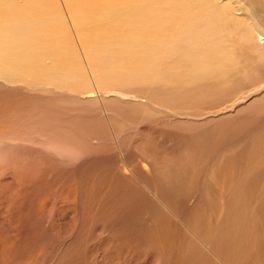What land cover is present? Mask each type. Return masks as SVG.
Here are the masks:
<instances>
[{"label":"bare ground","instance_id":"bare-ground-1","mask_svg":"<svg viewBox=\"0 0 264 264\" xmlns=\"http://www.w3.org/2000/svg\"><path fill=\"white\" fill-rule=\"evenodd\" d=\"M114 1L117 0H108ZM123 1L127 0H120ZM219 1L150 0L146 8L138 9L139 15L118 18L114 26L86 24L92 34L90 40L82 39L72 28L74 34L69 35L73 34L83 55L80 67L77 65L80 74L72 69L73 60L63 48L60 30L47 22L50 12L42 9L47 4L45 0L29 1L40 6L36 9L0 4V87L22 85L0 91V139L17 135L22 141L18 142L20 149L24 138L36 133L59 150L76 153L72 159L61 161L49 150L42 152L39 163L36 161L43 180L51 179L53 171L61 168L73 172L61 190L57 206L61 212L69 213L76 207L81 227L68 241H62V236L51 246L32 244L31 253L27 254L30 263L43 255V264H87V237L83 231L87 234L101 227L110 230L115 243L117 240L120 244L136 245L144 255L138 263L134 257L137 254L133 259L124 254L125 246L117 250L107 239L99 243L107 264H264V77L260 74L264 58L250 72L234 71L241 64L236 54L243 52L245 59H251L253 54L264 51V35L239 0L224 4ZM141 36L151 37L154 46L142 42ZM45 51L50 53L46 64L39 61ZM169 57H176L180 81L178 92L171 96L173 105L195 104L202 98L218 101L221 93L227 91L216 83L185 91L183 82L185 77L193 82L189 64L196 58L201 63H213L214 79L227 78L234 117L228 119L224 128L217 125L211 132L157 128L160 143L164 142L157 148L171 150L170 157L146 149L153 138L149 132L153 129H149L144 148L136 151L139 160L134 159L131 165L127 153L121 151L124 157L115 155V147L120 150L123 146L118 139L126 132L121 121L128 117H134V121L139 115L121 109L116 118L106 107L107 99L92 90L110 85L121 97L129 91L121 88L128 85L122 81L157 80L159 74L151 64H173L167 60ZM83 66L88 68V80L84 78ZM194 69L200 70L198 66ZM78 79L83 81V88ZM45 80L67 82L53 91H37L35 88ZM89 80H98L104 86L86 90ZM74 104L106 111L84 118V107L79 109ZM13 121L18 126L11 128ZM13 128L23 130L10 133ZM31 129L36 130L32 133ZM99 135L103 137L94 145L92 141ZM104 138L112 146L102 156L99 147L105 148L101 146ZM231 142L235 144L228 146L233 148L229 153H234V157L208 160L215 153H223L222 148ZM143 164L152 167L151 178L145 176ZM78 176L82 177L81 192L77 203H73L76 189L80 188L75 185ZM10 181L2 183L11 193L14 183ZM4 186L0 187V198L5 195ZM37 203L39 209L45 206L44 202ZM12 249L0 234V264H27L22 259L10 263Z\"/></svg>","mask_w":264,"mask_h":264},{"label":"rangeland","instance_id":"rangeland-1","mask_svg":"<svg viewBox=\"0 0 264 264\" xmlns=\"http://www.w3.org/2000/svg\"><path fill=\"white\" fill-rule=\"evenodd\" d=\"M29 1L32 2L36 0H0V4H5L6 6L8 5V7L30 6L34 7V9L40 8V6H36L32 3L29 4ZM45 1L47 2V4L43 3L45 6L43 5L42 9L47 8V11L50 12L48 15H46L50 19L47 22L51 21L50 23L53 25V27L60 30L59 32L62 37L61 41L63 43V48L64 50H66V52H68L67 54L70 56L71 60H73L74 64L72 63V69L76 74H80V70L78 67H80V59L83 55L81 54L79 47L76 45L77 41L75 42V40H73V30H75L79 34V36L82 37V39L90 40V36L92 34L90 35V33L87 31V25H90L89 23H95L97 27H102L107 23H112L110 25L114 26V23H116V20L118 18H127L131 16L132 13H136L139 15L140 11L138 9L146 8L150 2V0H140L139 2L133 0H127L123 2H120V0L114 2H108V0ZM220 1L222 4L226 2L231 3L230 0ZM239 1L242 5H245V8H248L252 15L256 28L262 30V33L264 35V0H255L252 3L248 2L247 0ZM254 11H256V14H254ZM34 28L36 29L37 27L34 26ZM69 32H72L73 34H71L70 36ZM110 36L113 37L116 36V34H112ZM150 39L151 37L149 36H141L140 38L142 42L147 41L148 46L149 44L151 46H154ZM79 40L81 42V39ZM90 43L91 42H89V44ZM86 47L90 50L88 44L86 45ZM26 48L27 47H24V50H26ZM41 53L42 58L39 61L46 64L48 62L47 58H49L48 54L50 53H46V51ZM53 56H55L56 58V55ZM251 57V59H245L243 57V52H241V54H236V58L241 64L240 67H238L234 71H252L259 63L258 60H263L264 51H261L259 54H253ZM175 58L176 57L167 58V60L169 61H174L173 64L167 62L151 64L154 72H157L159 74L157 80L148 81L146 83H140L139 79H127L125 81H122L128 83V85L121 88L129 91L124 94H120L121 97H119L115 93L114 88L110 85L109 88L106 89L92 90L93 94L98 93L107 99L106 107L108 110H110V112L113 113L116 118L117 113H119V110L121 109L131 112L133 115H139V118L134 121H132L134 117H128L125 120L121 121V124H125L126 132L121 133L118 139L122 140L123 146L120 148V150L115 147V155L117 157H124L125 154L121 153V151L127 153L129 156V161L130 159H132V161L129 162V164L131 165L134 164V159L139 160V155L136 154V151L144 148V143L146 142L145 136L147 134V130L149 129H153L149 131L150 133H152L153 138L149 140L146 149L152 151L153 153H165L166 155L168 154V157H170V154H172V152H170L171 150L167 149L166 147L157 148L159 144H164V142L160 143L158 137L159 135L161 136V134L159 132V129L156 130L157 128H170L179 130L181 132H183L182 129L189 131L202 129V131L204 132H211L215 130V127L217 125H221L224 128L230 121L228 119L234 117L232 110V100H230L231 91L227 83V78L225 77L224 79H214L212 77L215 70L213 63H201L198 62L196 58H193L192 64H189L190 68H192L191 77L193 82L185 77V81L183 82V84H185L187 88L185 91L190 92L199 86L214 83L222 85V87L219 88H225L227 89V91L221 93L222 98L218 101L203 100L202 98L198 103L195 104L173 105L171 96L172 94H176L178 92V82H180L178 81V67L176 65ZM194 66H198L200 70L194 69ZM83 70L84 78H86L87 80L90 79L88 68L86 66H83ZM172 72L176 73V76L173 75ZM260 74H263L264 77V66H261ZM116 78L113 79V82L115 84H118V82L115 80ZM81 81L82 80L78 79L79 85H81V88H83L85 85L83 84V81ZM89 81L90 82L86 90L104 86V83H101L98 80ZM236 81L237 80L232 83V87L233 84L236 83ZM66 82V80H45L43 82V85L38 86L35 89L37 91H53L55 88L64 86ZM0 83L3 84L1 80ZM20 84H22V82H20ZM70 85H72L71 82L68 84V86L70 87ZM21 86L22 85L18 86L14 84H4V86L0 87V91L18 89L21 88ZM211 89L213 92V87ZM25 90L31 92V89ZM78 92L82 91L78 89ZM211 93L207 95H211ZM72 106H76L79 109L84 107L85 110L82 113V115L86 116L84 118H87V116L96 117L99 112L106 111L105 109L100 107L97 111H94L88 106L81 104H74ZM139 111H142V114H139ZM70 114L72 115L74 113L71 112ZM97 119L100 120V118ZM15 125L18 126V124L13 121L11 122L10 127L12 128ZM26 127L27 126H25V128ZM25 128L24 132L26 131ZM21 130L23 129L13 128L10 133L13 132L19 134V131ZM34 130L31 129V132L33 133ZM16 136L17 135L9 134L0 139V179H4V181L3 179L0 180V187L4 186L7 179H9V181L12 179L10 182L14 183V187L12 188L11 193L10 190H8L6 186H4L5 195L4 197L2 196L0 198V234L3 235L6 243L11 245V247L13 248L12 250L14 252V256L13 258H11L10 263L14 262V259H17L18 261L22 259V262L32 264L28 261L27 258V254L31 253L29 251L32 248V244H41L44 247L51 246L59 242L62 236L64 237L62 241L65 239H67L68 241L75 234V232L78 231V229L80 230L81 227L79 225L76 207L75 209H73L76 214L73 215V211L71 213L67 211L61 212L57 206L60 199L61 190L64 189L67 179L73 174V172L70 169L61 168L53 171L54 174L52 177H50L51 179L46 178L45 180H43L40 176L41 171L38 170V164L36 165V161L37 163H39L38 159L42 155V152L49 153V150L51 151L50 153L55 157V159L58 158L61 159V161L72 159V154L76 153L74 151H71L70 149L68 151H61L58 149L57 145H54L52 143L48 144L47 141H44L36 133L34 134V136L31 135L28 138H24L25 144H21L23 147H20L19 149V143H21L22 141L20 139H17ZM101 137L103 136H96L92 143L95 145L96 140ZM55 138L56 137L52 139ZM82 140L86 139L83 137ZM234 144V142L227 143V147L222 148L224 151L223 153H215L211 157H209L208 160L214 161L220 158L234 157V153H229L230 151H233V148L228 147ZM101 146L105 147L104 149L99 147L103 156V153H107L110 150L112 144L110 140L104 138V140L101 142ZM226 150L228 152H226ZM143 166H145L143 167L145 176L151 178L153 173L152 167H149L146 164H143ZM14 169H16V171ZM114 171L116 170L114 169ZM119 171H122V168H120V166ZM30 175H32L31 181H29ZM6 176L8 177L7 179ZM15 177L17 180L15 179ZM81 184L82 177L78 176L75 180V185L80 188L76 189V198L73 199V203H77V197H79L78 195L81 192ZM17 194L18 196L17 198H15ZM37 201L44 202L45 206L42 207V209H39L40 204L37 203ZM57 216H60L61 218L57 219ZM83 232L87 237L85 242L87 264H107V261L103 256L104 252L99 245V243L106 241L107 239L111 240L110 245L112 247L114 246V248L117 250L119 249L118 247L122 246L123 248L125 246L123 248V252L125 255H132L133 258V255L137 254L134 256L136 258V262L138 261V263H140L143 260L140 256L144 255L140 254L138 246L128 245L125 243L120 244L117 240L115 243V241L112 240V238H114V235H112L109 229L99 227L98 230L92 229L87 234L85 231ZM169 248L170 246L168 244V249ZM45 257L46 256L43 255L36 256L33 264H43V262L45 261Z\"/></svg>","mask_w":264,"mask_h":264}]
</instances>
